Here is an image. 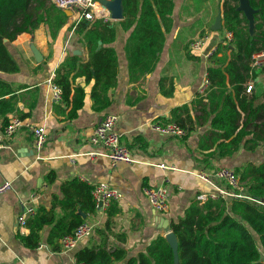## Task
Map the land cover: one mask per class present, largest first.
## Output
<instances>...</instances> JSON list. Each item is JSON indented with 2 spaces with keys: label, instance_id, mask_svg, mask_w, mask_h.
Returning a JSON list of instances; mask_svg holds the SVG:
<instances>
[{
  "label": "crops",
  "instance_id": "crops-1",
  "mask_svg": "<svg viewBox=\"0 0 264 264\" xmlns=\"http://www.w3.org/2000/svg\"><path fill=\"white\" fill-rule=\"evenodd\" d=\"M208 6L207 3L196 12L191 0H176L173 25L166 33L160 58L153 71L136 82L130 80L126 52L130 31L120 20H113L117 37L110 45L117 52L119 69L118 84L108 92L110 104L96 110L92 97L94 81L86 83L85 75L73 78V72L70 99L77 85L86 91L84 106L73 118L68 116L71 103L64 97L62 101H55L48 81L56 77L57 69L71 53L80 56L78 68L89 60L83 34L66 26L53 40L47 26L42 24L34 34L21 33L27 36L20 40V34L11 42V51L21 69L17 73L0 71V78L9 82L12 88V92L0 97L5 100L0 105V130L4 128L6 117L11 120L18 115L45 126L47 141L38 150L33 133L22 129L9 140L8 146L0 150V183L11 180L14 185L13 190L0 195V264H82L77 261L76 252L101 244L108 248H125L128 256L137 255L158 235L167 234L156 216L168 218L170 222L178 220L198 193L214 189L198 176L200 171L212 172L220 166L236 168L250 161H264L261 145L255 150L241 148L225 158H207V154L215 149V143L210 149L202 148V144L212 143L211 120L214 116L210 112V100L206 102L199 95V87L210 66L205 53L223 35L209 36L201 51L191 50L189 43L201 36V31L206 28L204 11ZM34 48L41 52L42 61L36 59ZM76 50L80 53H74ZM252 81L261 94L264 75ZM184 104L189 105L188 113H178L183 118L186 114L190 116L187 126L191 125L192 130L187 137H173L152 129L151 122L156 119L175 121L173 109ZM109 113L119 115L116 127L122 134V142L132 150L136 159L134 163L113 165L105 156L89 154L99 149L92 144L90 137ZM51 173L55 174L53 180L48 178ZM75 178L90 185L107 182L122 192V198L112 202L107 209H96L94 213L86 212L77 203L76 212L81 209L87 214L86 218L80 215L92 222L95 230L74 249L65 250L60 244L55 250L47 243L52 226L41 231L38 247L26 246L20 236L31 232L28 223L37 216L39 207L48 210L53 207L56 219L61 216L72 219V207L61 203L64 197L61 187ZM166 178L170 182V211L161 214L153 209L143 189L148 185H160ZM28 206H33L35 212L22 227L18 218ZM115 209L117 212L109 216L108 211Z\"/></svg>",
  "mask_w": 264,
  "mask_h": 264
},
{
  "label": "trees",
  "instance_id": "trees-1",
  "mask_svg": "<svg viewBox=\"0 0 264 264\" xmlns=\"http://www.w3.org/2000/svg\"><path fill=\"white\" fill-rule=\"evenodd\" d=\"M191 1L197 12L214 0ZM33 2L37 5L31 9ZM250 3L255 9L253 31L247 15L238 9L239 0L224 1L223 27L233 33L234 39L231 42L225 38L219 40L216 50L209 56L211 85L208 98L210 112L214 114L211 120L213 139L211 144H202V148L210 149L214 143L216 147L207 154V158L230 157L241 148L255 150L260 145L264 152V130L260 134L252 127L261 119L264 127V101L258 102L260 96L264 97V89L261 94L256 92V87L252 93L246 92V84L251 79L264 75V69L251 66L254 54L264 50V0H250ZM175 4L176 0H123L125 19L120 22L130 31L126 43L130 80L136 82L155 68L165 47L166 33L173 25ZM71 18L64 9L49 0H0L1 72L20 71L10 44L21 33L34 34L43 24L53 40L66 26L70 29L76 26V31L83 34L89 60L78 68L80 56L71 53L61 63L55 77L56 84L63 90L64 100L71 103L69 118L78 115L86 97L85 88L77 85L70 99L73 72V78L85 75L86 83L94 81V108L102 110L110 104L108 92L118 84L119 69L117 52L110 45L117 37L112 21L82 20L76 24V19L70 22ZM26 36L21 34L20 40ZM10 92V83L0 78V97ZM201 101L198 100L199 103ZM4 102L0 98V105ZM188 111L189 105L184 104L174 108L172 116L187 128L189 134L192 130L191 125L187 126L190 116L186 114L183 118L178 113ZM9 122L6 117L3 126ZM233 169L256 200L222 196L203 204L193 200L183 216L171 221L170 230L178 239V262L173 246L163 235H158L146 249L134 256H128L125 248H108L101 244L79 249L75 254L77 261L82 264H264V161H250ZM54 176L51 173L48 178L53 180ZM61 189L64 194L61 203L72 207V219L67 216L56 219L53 207L50 210L39 207L37 216L28 223L31 232L20 236L26 246L38 247L41 231L52 226L47 243L58 250L60 239L86 220L76 212L77 203L86 212H96L93 185L75 178L63 184ZM116 212V209L110 210L108 214L111 216Z\"/></svg>",
  "mask_w": 264,
  "mask_h": 264
},
{
  "label": "built area",
  "instance_id": "built-area-1",
  "mask_svg": "<svg viewBox=\"0 0 264 264\" xmlns=\"http://www.w3.org/2000/svg\"><path fill=\"white\" fill-rule=\"evenodd\" d=\"M57 7L62 9H70L73 12V17L76 19V24L82 20H89L95 22L96 20H112L111 11L99 0H50ZM76 29V26L74 27ZM233 41L234 35L232 32L225 30L221 39ZM209 35L197 36L189 43V47L193 51H201L204 49ZM217 45L211 47L206 53L205 57L209 56L216 50ZM253 68L264 69V50L256 52L251 63ZM49 85L52 90V97L55 101L63 100V90L56 84L55 76L49 79ZM210 80L208 72L199 87V95L203 97L206 102H209L208 93L210 91ZM246 92L252 93L254 89V82L252 79L246 84ZM119 115L115 113L107 114L103 120L96 126L90 140L99 149H95L89 154L91 156H105L109 158L113 165L120 162L134 163L132 150L122 142V134L117 130V123ZM153 130L178 138H184L188 134L186 127L182 126L176 121L154 120L151 122ZM22 129L30 130L34 135L35 147L41 150L47 141V130L43 125H36L31 121L21 118L18 115L12 117L10 122L0 130V150L9 145V140ZM198 176L213 185V190L208 192H200L196 199L200 204L205 203L209 199H216L222 197H234L237 199L256 200L247 192L244 182L236 171L228 166H221L212 172L200 171ZM14 189L11 180H5L0 183V195ZM144 194L148 198L151 206L156 212L167 214L170 211V182L166 178L164 182L157 186H145ZM93 197L97 210L107 209L112 202L118 201L122 198V192L113 187L107 182H98L93 185ZM33 206H28L19 215V223L22 227L28 223V217L34 214ZM95 225L85 220L80 223L73 232L64 235L60 239V244L65 250L74 249L79 242L93 234Z\"/></svg>",
  "mask_w": 264,
  "mask_h": 264
},
{
  "label": "water",
  "instance_id": "water-1",
  "mask_svg": "<svg viewBox=\"0 0 264 264\" xmlns=\"http://www.w3.org/2000/svg\"><path fill=\"white\" fill-rule=\"evenodd\" d=\"M100 1L104 5H106L107 8L111 11V16H112L113 20L124 19L125 16H124L123 0H100ZM241 1L244 5L240 6V4H239L238 9L242 10L243 12L245 11L244 13L247 15V17L249 18V21H250V29H251V31H253L254 26H255V17H254L255 9L251 6L250 0H241ZM64 10L69 16L73 15L72 10H70V9H64ZM253 11H254L253 18L251 19L250 15L252 14ZM222 27H223V24L219 20L213 26V28L215 30H219ZM100 43H102V42L100 41ZM33 51L35 53L36 59L39 62L42 61L43 56H42L41 52L35 48ZM74 53H80V52L76 50ZM78 213L81 214L84 218L87 217V214H85L81 209L78 210ZM155 218L157 220H159L160 225L166 229L167 234L165 237L168 239V241L173 246L175 254H176V262H178V254H177V252H178L177 251L178 250V239H177L176 234L172 230H170V226H171L170 220L168 218L163 217V216H156Z\"/></svg>",
  "mask_w": 264,
  "mask_h": 264
},
{
  "label": "rangeland",
  "instance_id": "rangeland-1",
  "mask_svg": "<svg viewBox=\"0 0 264 264\" xmlns=\"http://www.w3.org/2000/svg\"><path fill=\"white\" fill-rule=\"evenodd\" d=\"M224 1L225 0H214V1L210 2V3H208L209 6L204 11V14L206 16L205 20L207 21L205 23L206 28H204L201 31V33H200L201 36L206 35V34H208L209 36H212L213 34L216 35V33H218V34L220 33L222 35L224 34V31H225V28L224 27H222L219 30H215L213 28V26L215 25V23L218 20L221 21V23L223 24ZM49 2H50V0H49ZM239 4H240V6H243L244 5L241 0H239ZM35 5H37V3L36 2H33L32 6H31V9H33L35 7ZM253 14H254V11L250 15L251 16V19L253 18ZM72 20H73V17L70 19V22H72ZM111 21H113V19ZM256 92L259 93L260 90L258 91L256 89ZM258 101L259 102L264 101V97L263 96H260L259 99H258ZM262 121H263L262 119L256 121V123H255L256 126L255 125H252V127L255 128L257 130V132H259L260 134H262L261 131L264 130V127L262 126Z\"/></svg>",
  "mask_w": 264,
  "mask_h": 264
}]
</instances>
